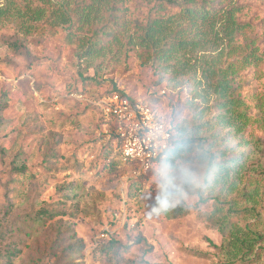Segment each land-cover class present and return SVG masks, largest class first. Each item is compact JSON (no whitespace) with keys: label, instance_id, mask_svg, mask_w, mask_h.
I'll use <instances>...</instances> for the list:
<instances>
[{"label":"rangeland","instance_id":"rangeland-1","mask_svg":"<svg viewBox=\"0 0 264 264\" xmlns=\"http://www.w3.org/2000/svg\"><path fill=\"white\" fill-rule=\"evenodd\" d=\"M246 3L247 18L256 25L252 36L264 50V1ZM6 6V0H0V10ZM14 24L12 18L0 14V61L9 63V67L0 65V98L9 96L1 113L0 149L5 154L0 153V179L6 183L14 164H25L35 175L34 180L25 181L26 186L34 184L29 199L26 187L21 205L0 226L2 232L6 225L13 224V239L24 241L15 264H56L68 245L57 239L66 237L64 228L68 224L74 225L86 246L84 252L66 259L77 264H103L93 259L97 247L112 239L131 244L139 233L153 250L145 253L146 246H137L132 255L136 260L143 258L150 264H221L223 236L206 219L215 208L213 198L219 189L204 190L201 194L207 199L205 203H200L199 195H186L188 214L177 218L160 213L157 178L141 179L144 189L135 192V201H130L129 187L138 179L133 167L120 161L101 105L118 90L169 120L174 112L180 113L177 123L184 121L190 129L195 123L213 120L218 113L213 107L216 95L204 67L206 62L220 63L229 58L224 34H207L203 47L183 58L185 65H169L155 60L151 51L130 45L131 34L122 35L119 43L111 42L102 55L96 56L58 37L35 35L26 39L30 57H17L4 43V38L16 34ZM66 34L60 30L59 37ZM245 73L246 90L254 87L264 93V63ZM64 120V127L52 125ZM228 131L222 129L221 136ZM228 140L229 148L237 147V154L249 156L247 166H264L263 128H248L242 139L248 141L247 145L241 143L240 135ZM53 153L56 155L51 157ZM245 184L246 180L239 188ZM234 196L227 195L229 199ZM251 205L241 202L240 207ZM41 207L65 215L28 228V214ZM7 235L0 245L10 243ZM256 249L260 255L252 264H264V242Z\"/></svg>","mask_w":264,"mask_h":264},{"label":"trees","instance_id":"trees-1","mask_svg":"<svg viewBox=\"0 0 264 264\" xmlns=\"http://www.w3.org/2000/svg\"><path fill=\"white\" fill-rule=\"evenodd\" d=\"M246 1L6 0V8L0 10L2 16L12 18L15 23L16 34L4 38V43L17 57H30L26 39L35 35L58 37L63 43L84 47L89 56H96L102 55L111 42L119 43L122 35L131 34L128 43L151 51L155 60L171 63L169 65H185L183 58L202 48L203 38L207 34H224L230 48L229 58L220 63L206 62L204 67L209 85L216 95L213 107L218 113L213 120L195 123L191 128L196 133L195 146L210 149L220 165V176L212 187L219 189L213 198L215 208L206 219L217 226L223 236V243L219 247L224 255L221 264L254 263L260 255L256 252V246L264 242V166H247L249 156L243 152L237 154V147L229 148L226 144L230 137L239 135L242 141L252 125L264 129V93L254 87L246 90L248 81L245 71L264 63V50L260 48L257 38L252 36L256 25L247 18L249 12L246 9L249 6ZM218 2L223 6L220 7ZM137 11L140 12L135 17ZM60 30L67 31V34L59 37ZM0 65L9 67L8 61H0ZM114 92L126 97L121 91ZM8 100L7 94L0 98V126L3 124L1 113ZM66 121H56L52 125L64 127ZM222 129L229 130L227 135L221 136ZM112 139L120 154V161L130 165L122 159L116 137L112 136ZM241 143L247 145L248 141ZM258 143L261 144V141L258 140ZM0 153L4 156L5 150L0 149ZM55 155L53 153L51 157ZM27 179L34 180L35 175L29 172L25 164H14L6 183L0 179V226L21 205L27 193L26 187L29 192L26 200L29 199L34 184L26 186ZM137 179L129 187L130 201H135V192L144 189L140 182L144 178ZM245 180V186L239 188ZM230 193L236 196L229 199L227 195ZM199 196L200 203L207 201L201 193ZM241 202L252 205L240 207ZM188 211L189 207L183 201L163 215L177 218L187 215ZM64 215L41 207L26 215L27 226H43ZM14 230V225L9 224L0 232V242L6 234L12 239L9 244L0 245V264H15L14 261L23 251L24 241L22 238L13 239ZM64 231L66 237L57 241L61 244L66 241L68 245L56 264H77L66 259L84 252L85 243L77 236L73 224H68ZM141 245L147 247L145 253L153 250V246L139 233L134 243L124 245L112 239L97 247L92 256L103 264H150L143 258L136 260L132 257L134 248Z\"/></svg>","mask_w":264,"mask_h":264},{"label":"clouds","instance_id":"clouds-1","mask_svg":"<svg viewBox=\"0 0 264 264\" xmlns=\"http://www.w3.org/2000/svg\"><path fill=\"white\" fill-rule=\"evenodd\" d=\"M179 118L178 112H174L170 120L167 116L159 118L169 120L171 124L166 140L156 134L161 143L155 170L160 186L158 201L161 214L182 203L186 195H199L211 189L220 176L217 157L210 149L195 146V130L184 121L177 123Z\"/></svg>","mask_w":264,"mask_h":264},{"label":"built area","instance_id":"built-area-1","mask_svg":"<svg viewBox=\"0 0 264 264\" xmlns=\"http://www.w3.org/2000/svg\"><path fill=\"white\" fill-rule=\"evenodd\" d=\"M102 115L110 122L111 135L120 143L121 156L134 169L135 178H157L155 170L161 146L156 134L165 140L171 124L160 120L142 102L114 94L103 101Z\"/></svg>","mask_w":264,"mask_h":264}]
</instances>
